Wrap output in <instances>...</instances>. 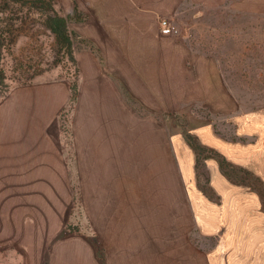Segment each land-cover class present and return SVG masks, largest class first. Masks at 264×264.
<instances>
[{"label":"rangeland","instance_id":"obj_1","mask_svg":"<svg viewBox=\"0 0 264 264\" xmlns=\"http://www.w3.org/2000/svg\"><path fill=\"white\" fill-rule=\"evenodd\" d=\"M49 1L0 0V264H208L171 137L264 111V0H51L73 61Z\"/></svg>","mask_w":264,"mask_h":264},{"label":"crops","instance_id":"obj_2","mask_svg":"<svg viewBox=\"0 0 264 264\" xmlns=\"http://www.w3.org/2000/svg\"><path fill=\"white\" fill-rule=\"evenodd\" d=\"M236 123L237 135L244 140L224 138L210 125L190 134L201 146L247 172L254 185L238 175L234 180L224 174L220 159L212 156L205 162L209 180L208 190H203L194 149L184 135L171 137L197 230L204 237L216 239L206 253L208 264H264V111L240 115Z\"/></svg>","mask_w":264,"mask_h":264},{"label":"trees","instance_id":"obj_3","mask_svg":"<svg viewBox=\"0 0 264 264\" xmlns=\"http://www.w3.org/2000/svg\"><path fill=\"white\" fill-rule=\"evenodd\" d=\"M19 1V0H18ZM49 12L45 15L44 24L45 27L51 32L53 35L55 44L59 48L60 51L63 52V55L68 57L69 60L73 61V42H72V35L68 28V18L63 17L59 14H57L52 6L51 0L47 3ZM37 6V5H33ZM41 8V7H36ZM14 32V29H10V27L3 26L0 28V84H2L5 80V71L2 67V58H3V50L6 47V45L11 40V36ZM187 140L189 144L194 149L196 155H197V164L199 162V155L206 151L204 147H201L197 144V141L190 135H187ZM210 152L211 150L208 149ZM196 168H198V165H196ZM220 168L230 178L236 180V176L238 175V171L245 172L244 170H238L237 168L233 167L229 163H227L224 159H220ZM231 169L234 172H228V170ZM238 170V171H237ZM246 175H249L247 172H245Z\"/></svg>","mask_w":264,"mask_h":264},{"label":"built area","instance_id":"obj_4","mask_svg":"<svg viewBox=\"0 0 264 264\" xmlns=\"http://www.w3.org/2000/svg\"><path fill=\"white\" fill-rule=\"evenodd\" d=\"M177 30L175 29V27L170 23V21H168L167 19H162L160 21V33L162 35H172L174 33H176Z\"/></svg>","mask_w":264,"mask_h":264}]
</instances>
